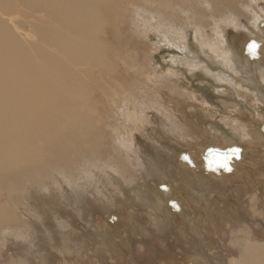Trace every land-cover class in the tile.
<instances>
[{"label":"rangeland","instance_id":"rangeland-1","mask_svg":"<svg viewBox=\"0 0 264 264\" xmlns=\"http://www.w3.org/2000/svg\"><path fill=\"white\" fill-rule=\"evenodd\" d=\"M130 1L121 5L123 11L118 16L110 15L113 23L106 30L110 33L105 42L107 66L103 77L94 71L86 75V85L77 86L82 104L91 106L94 116L89 118L97 125L95 136L85 140L81 155L55 161L49 167L51 173L32 172L29 178L31 169L27 167L16 172L20 179L11 188L3 189L1 202H11L15 220L0 227V264H139L148 254L152 258L161 255V261L172 264L174 253L168 247L166 253L168 241L162 234L165 221L158 211L147 210L152 211V218L146 213L139 215L149 219L147 222L125 219L126 233L121 232L122 224L115 215L124 204L139 207L143 190L150 186L155 193L159 191L150 172L161 175L165 163L175 176L169 180L164 174V187L159 186L172 199L167 209H178L179 217L187 223V235L192 234L188 240L195 242V247L199 249L196 241L204 237L198 235L201 225L207 230L206 236L215 241L212 251L208 253L205 248L203 257L199 255L195 262L231 264L242 248L253 244L249 239L258 240V230L263 240L259 244L264 246V0H169L166 11L145 0ZM248 30L256 33L253 41L246 37ZM27 33H22L25 41ZM252 44L257 45L254 53L250 51ZM199 56L205 61H199ZM156 70H161L157 73L159 80H155ZM229 74L232 81L227 78ZM249 79H253L251 83ZM159 92L169 101L164 102ZM189 95L193 97L188 99ZM174 102L184 106L182 112L173 111ZM244 110L255 113L260 121L258 136L238 124L237 115L246 113ZM198 120L199 125L195 123ZM200 138L209 140L210 147L201 145ZM224 140L230 146L221 147L218 164H214L219 168H214L209 153L214 152V144H223ZM234 149H239L238 155L233 154ZM173 156L178 160L172 164ZM247 176L253 180L249 185L245 184ZM138 179L142 183L136 182ZM239 190L245 194L240 195ZM26 198L29 202L24 201ZM16 199L24 203L15 207ZM97 209L111 210L101 213L108 229H116L111 238L106 230L105 236L100 235L103 229L97 228ZM190 212H199L200 217ZM172 227L178 228V223L173 222ZM129 244H135L131 252ZM153 250L158 254L152 255Z\"/></svg>","mask_w":264,"mask_h":264},{"label":"bare ground","instance_id":"bare-ground-1","mask_svg":"<svg viewBox=\"0 0 264 264\" xmlns=\"http://www.w3.org/2000/svg\"><path fill=\"white\" fill-rule=\"evenodd\" d=\"M131 1H130V3H131ZM145 1H147L151 5L158 4L159 6H161L163 8L165 7V11H166V8L169 7V5H168L169 0H145ZM183 1H186V0H183ZM121 5H123V6L126 5V0H0V196H1V199L3 197V191H4L3 189L11 188L14 185V181H18L20 179V176H18L19 172L16 173L17 171H20V170H23V169L29 167V169H31L29 178H31V176H33L34 173H32V172L40 173V171H45V172L49 171L50 170L49 167H52L54 165L55 161L56 162L60 161L61 157L64 160H66V159L68 160L74 154L81 155L82 151L80 150V148H82L83 145L86 144L85 140H87V138H89V137L92 138L95 136L94 135V129L97 130V125H95V122L92 118H89L90 116L93 115L92 110L90 109L91 106L88 108L82 104V102H81L83 100L81 98L82 94L78 90L77 86H81L83 83H84V85H86L85 83L88 82V81L84 80V79H86V75H88L90 73H94V71L96 73L97 72L101 73L102 77H103L104 70H106V66H107L106 65L107 55L105 52V49H106L105 48V42H106V38H107L108 34L110 33V32L106 33V30L108 29L109 25L111 23H113V18L118 16V14L123 11L121 8ZM110 15H114V17L111 18ZM199 18L200 17H198V19ZM25 26H28V29H26V30L22 29ZM21 31L28 32L26 34L27 39H28L27 41H25V38L22 37L23 36L22 33H24V32H21ZM253 32H254V30H248V33L246 34V37L252 41L254 40L253 36L256 34L255 32L253 34ZM234 47L235 46H232V48H234ZM235 49H237V48H235ZM236 51H238V50H236ZM238 52L240 53V51H238ZM239 53H238V55L240 56ZM213 54H215V53H213ZM232 54H233V52H232ZM235 54H236V52H235ZM235 54H233L234 57L237 56ZM203 58L201 56H199V61L204 62L205 59H203ZM244 58H245V56H244ZM246 60L248 61V59H246ZM238 61H240V57H239ZM250 63H251V60H250ZM242 65H243V63H242ZM110 66H112V65L110 64L109 67ZM175 66H176V64H175ZM162 67H163V69H165V66L162 65ZM220 67H222V66H220ZM226 68H228V66ZM228 69H230V68H228ZM159 72H161V70H156L155 80L161 79V77H159V74H157ZM222 74L225 75L224 73H222ZM230 77L231 76L229 74V77H227V78H230ZM231 78H233V77H231ZM231 78H230V80L232 81ZM236 78H238V76ZM251 80H253V79H251ZM251 80H250V83L252 82ZM234 81H236V80H234ZM234 84H236V83H234ZM256 86H257V84H256ZM183 87H185V86H183ZM237 87H239V86L237 85ZM214 91H218V90H214ZM257 92H258V90H257ZM159 93H160L161 97H163L164 102L169 101L167 95H165L161 92H159ZM84 95H85V93H84ZM75 96L79 97L80 99L75 98ZM192 97L189 95L188 99H191ZM257 97H259V96H257ZM199 98L201 99V97H199ZM205 98H206V95H205ZM195 100L197 101V99H195ZM201 100H203V98ZM199 102H200V100H199ZM262 102H264V97L261 100V104H262ZM161 103H163V102H161ZM171 103L173 104V101ZM84 104H86V103H84ZM86 105H88V104H86ZM240 105L241 104H239V106ZM205 106L207 107V104ZM171 107L173 108L174 112L179 113V112L183 111L182 107H184V106L181 107V105H178V102L177 103L174 102V105H172ZM199 108H200V106H199ZM244 111H246V110H244ZM254 114L252 113V111L248 112V113H247V111H246V113H244L242 111V112L238 113L237 117H238V121H239L238 124L240 126L245 127L250 131H256V133H254V134L257 135L258 133H260V129H259L260 128V121L257 119L256 115H254ZM235 120L237 121L236 118H235ZM198 122H199V120L196 121L195 123L197 125H199ZM203 122H202V124H203ZM148 127H150V126H148ZM207 129H205V131ZM199 132L201 133V131H199ZM213 133H215V132H213ZM248 133L251 134L252 132H248ZM215 135H216V133H215ZM215 135H214V137H215ZM257 136H256V138L259 139ZM180 137H182V136H180ZM262 138H264L263 135H262ZM195 139H197V138H195ZM184 140H185V138H184ZM208 141L205 139H201V142H202L201 145L209 146V144H207ZM95 142L96 141H94V144H96ZM193 142L195 143L194 139H193ZM213 142H216V141H213ZM224 143L220 144V145L218 143L214 144V145H217L216 147H214L215 148V150H214L215 155L213 154L214 152H211V154L213 155L211 157V154L209 153L210 157H208V158H209L211 166L214 168H219V165L216 166L214 164L216 163V161H219L218 155L220 154V150L222 149L221 147L224 145L230 146V143L225 142V140H224ZM202 147H204V146H202ZM75 156H77V155H75ZM220 158H223V157H220ZM177 160L178 159H176V157L173 156L171 158V163L173 164V162L177 161ZM147 164H148V162H147ZM155 164H157V163L155 162ZM163 164H164V161H161L160 166H162ZM216 164H218V163H216ZM262 166H264V165H262ZM160 169L162 170L161 175L156 176L153 172H150V173H152L156 177V178L154 177L153 179L156 180L154 182L155 183L157 182L158 186H155V185L154 186H155V189H157L161 192V194L158 193L159 191L155 193V191L152 189L151 186L149 188L145 189V191L143 190L144 195L141 198V200H143V201L139 205V207H136L134 205L129 206V205L124 204L123 207H121L119 209L116 208L117 210H119V212L118 211L116 212V210H115V212H116L115 215L118 216L117 222L122 224L121 228L123 229V231H121V232L126 233V226L124 227V220L125 219H126L125 220L126 222L127 221L130 222L132 219L135 220L136 218L144 220L143 218H139V215L144 214V216H145V213H146V216H148V217L150 216L152 218V216H151L152 211H150L148 213L147 212L148 209L158 211V213L160 214L159 217L162 218V221H165L163 223L165 225V228H164V231L162 234H163V237L166 238V241H168V245L166 246V253H167V247L171 251V253H174L173 254L174 256L172 255V259H173V261L175 259V261H174V263L172 261V264H198V262L197 261L195 262L194 260L196 258L200 257L199 255L202 256L201 252H202V250H205V248L207 249L208 253L211 252L212 251L211 250L212 248H210V247H212L211 244H213V246H214L215 241H213L212 239H210L206 236L205 231H207V230L204 227V225L199 226L201 231H200V234H198V235L204 236L203 239L197 238L198 240L197 241L195 240L197 243L199 242V246H200L199 249H198V247L194 246L195 242L193 243L191 240H188L191 238L192 234L190 232L191 236L187 235V231H189L187 223L183 221V219H182L183 216L179 217L180 212L177 211L178 209L176 211H175V209H173L174 210V211L172 210L173 212L171 210L167 209L168 208L167 205H168V203L172 202V199H171V197H168V195L164 191L160 190V188H159V186H161V184H162L161 181H166V180H164L165 176H163V175L167 174L169 176L168 179L172 180L175 177L173 175L174 173L172 174L169 172L170 166L166 163ZM263 169H264V167H263ZM154 170H155V167H154ZM51 171H53V169H51ZM171 175H172V177H171ZM186 177L187 176H185V178ZM207 177H208V175H207ZM248 177L249 176H247L246 177L247 179H245V184H247V185H249V183L253 182L251 177H249V178ZM190 181L196 182L197 180L195 181V179H192ZM136 182H138L139 184L142 183V181H140V179H138V181H136ZM151 182H153V181H151ZM188 184H189V182H188ZM252 185L255 186V184H252ZM144 186L146 187L147 184ZM163 187H164V185H163ZM252 188H254V187H252ZM243 189H244V187H243ZM191 190H193V189H191ZM232 190H234V189H232ZM247 190H248V188L244 191H247ZM228 191H230V190H228ZM143 192H142V194H143ZM239 192H241L240 195H243L242 193L245 194V192H242L241 190H239ZM255 195H256V193H255ZM164 198H166V199H164ZM1 199H0V227H3L5 225H7L8 222H12L13 220H15V217H14L15 213H14V208L11 209V206H12L11 202L2 203ZM121 199H120V201H121ZM157 199H158V203H155V201ZM206 200H207V198H206ZM16 201H18V200L16 199L14 201L15 207L20 206V204L24 203V202L19 203ZM24 201L29 202V199L26 198ZM174 202L175 201L173 200V203ZM30 203L32 204V202H30ZM122 204H121V206H122ZM176 204H177V202L175 203V205ZM158 205H159V207H161V209H159ZM175 205H173V206H175ZM34 207H35V205H34ZM110 207H112V206L110 205ZM92 208H93V206H92ZM112 208H114V207H112ZM110 211L111 210L101 211L100 209H97L95 211L96 224H98L97 228L103 229V231L100 233V235L105 236L103 232L106 230L108 233H110L109 237L111 235H115L114 233H116V229L114 227H110V229H108V226H107L108 222L106 221V218L101 213H108L109 214ZM111 214H114V212ZM192 214H195V216L200 217L199 212L191 213V215ZM228 215H230V214H228ZM105 216H106V214H105ZM111 217H113V216H111ZM148 220L146 219L144 221L147 222ZM149 222L152 223L154 221L150 219ZM173 222L178 223V228L172 227ZM214 223H217V222L215 221ZM31 226H33V225H31ZM140 229H141V227H140ZM254 232H255V230H254ZM254 232L253 231L251 232L252 235H254ZM258 232H259L258 240L255 241L256 239L255 240L252 238L249 239V241H251L253 244L247 245V246H245V244H244L245 247L242 248V253H240L238 259L234 260V259L229 257L230 259L233 260V261H231V264H264V246L259 244L263 240H262L260 230H258ZM144 233H142V234H144ZM139 234H141V231ZM157 238H159V237L157 236ZM111 240H113V239H111ZM125 241H127V240H125ZM133 241L134 240H131V242H133ZM202 242H204L205 245L202 244ZM133 245H135V244H133ZM133 245L129 244V248H130L129 252H131ZM196 246H197V244H196ZM241 246H243V245H241ZM146 247H148V246H146ZM151 248H152V246H151ZM155 250H156V248H155ZM235 251L236 250L234 249L232 252H235ZM168 253H169V251H168ZM131 254L132 253H130L129 255L132 256ZM140 254L143 255V253H141V252H140ZM157 254H158V250L154 251L152 253V255H157ZM8 255L9 254H6V257ZM144 255H146V253H144ZM210 257H211V255H210ZM161 258H162L161 255L159 257L157 255L156 258H152V257H149V254H148V257H143L142 262L139 261V262H141L139 264H156L157 261H160L157 264H165L164 261L160 260ZM139 259H141V258L139 257ZM215 260H216V258H215ZM203 261H204V259H201L200 262H203ZM218 262H219V260H218ZM166 264H169V263L166 262Z\"/></svg>","mask_w":264,"mask_h":264},{"label":"snow or ice","instance_id":"snow-or-ice-1","mask_svg":"<svg viewBox=\"0 0 264 264\" xmlns=\"http://www.w3.org/2000/svg\"><path fill=\"white\" fill-rule=\"evenodd\" d=\"M256 47H257V45H256V44H252V45H251V47H250V51L254 53V52H255V49H256ZM238 153H239V149H234V150H233V154H236V155H238ZM225 166H226V165H225ZM229 170H230V169H229Z\"/></svg>","mask_w":264,"mask_h":264}]
</instances>
